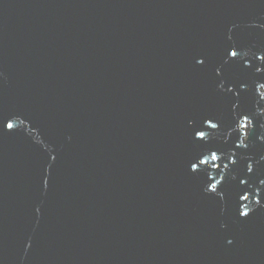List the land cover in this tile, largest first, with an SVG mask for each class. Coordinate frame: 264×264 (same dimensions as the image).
I'll return each instance as SVG.
<instances>
[{
  "label": "water",
  "instance_id": "water-1",
  "mask_svg": "<svg viewBox=\"0 0 264 264\" xmlns=\"http://www.w3.org/2000/svg\"><path fill=\"white\" fill-rule=\"evenodd\" d=\"M0 264H264V0H0Z\"/></svg>",
  "mask_w": 264,
  "mask_h": 264
},
{
  "label": "snow or ice",
  "instance_id": "snow-or-ice-1",
  "mask_svg": "<svg viewBox=\"0 0 264 264\" xmlns=\"http://www.w3.org/2000/svg\"><path fill=\"white\" fill-rule=\"evenodd\" d=\"M9 126V128H11V125H8ZM213 159H215V157H213ZM193 170H195V165H193ZM213 187H215V186H213Z\"/></svg>",
  "mask_w": 264,
  "mask_h": 264
}]
</instances>
